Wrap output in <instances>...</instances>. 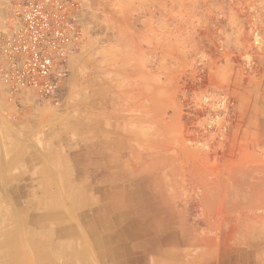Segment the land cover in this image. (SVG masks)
<instances>
[{
	"label": "rangeland",
	"instance_id": "1",
	"mask_svg": "<svg viewBox=\"0 0 264 264\" xmlns=\"http://www.w3.org/2000/svg\"><path fill=\"white\" fill-rule=\"evenodd\" d=\"M77 1L84 41L60 88L16 102L0 90L47 172L24 155L22 173H0L2 207L37 214L47 174L157 230L210 229L231 264H264L242 231L264 230V0Z\"/></svg>",
	"mask_w": 264,
	"mask_h": 264
},
{
	"label": "crops",
	"instance_id": "2",
	"mask_svg": "<svg viewBox=\"0 0 264 264\" xmlns=\"http://www.w3.org/2000/svg\"><path fill=\"white\" fill-rule=\"evenodd\" d=\"M12 110V105L0 93V173H22L24 166V160L22 158L24 155L30 156V167L32 170L38 172L41 167H39V164L37 162L35 163L33 159H37L38 156L33 154L32 151L24 153L21 139H18L16 134H13L11 129L9 130L7 127L8 114H11ZM19 165L20 167L17 168ZM42 168L45 169V166H42ZM19 170L21 172H19ZM77 185L82 186L84 189V192H81L83 196H80L79 192H74L75 195H79L75 196V200L81 201V205L73 211L70 208V204H68V206L66 205L67 212L65 211L67 217L66 224L74 228L73 234H75V236L77 234V236H74V239L71 241H66L67 243L64 242L65 244L63 243V245L64 248L66 246L65 249L68 251L67 254H71L73 251L72 249H74L76 253H81V262H79L76 257L72 258L71 255L69 257H59V259L53 253L52 257H56L54 258L56 260L54 264H231L229 254L230 246L228 245L225 247V245H223L220 250L219 244H216L217 240L214 231L210 229L203 231L192 229L189 227L188 223H186L187 219H183L182 223L172 222L173 220L171 219L169 222L164 223V225L169 227L168 229L166 226L162 225V231L157 230L155 227L151 226L155 223H151V219L147 218L148 216L137 215L139 218H136L135 214L114 213L115 205L109 202L103 205L102 201L104 199V194L95 191L97 187L92 188L88 186V184ZM72 188L79 187L73 185ZM87 188L95 190L93 193L87 192ZM96 193L99 194L98 197L95 196ZM109 200L110 198L106 201ZM27 215L32 219L35 218L37 214L32 212ZM19 216L20 215H16L12 217L19 220ZM261 217H264V214L261 215ZM72 219L77 221L74 222ZM162 222L163 221L160 220L161 224ZM31 225L28 224L27 226L33 229L34 227H31ZM73 225L76 226L74 227ZM11 228L12 226L3 225L0 228V237ZM75 228L78 231H75ZM242 231L245 232V238L246 236H252L255 240L259 238L264 245L263 229L257 230L254 233L249 232L248 234H246V229H242ZM21 234L23 237H29L28 234H26V230L21 232ZM0 240H2V238H0ZM97 241L102 242V246L98 245ZM91 248L93 249L91 250ZM100 249H102L103 252L100 251ZM255 250L256 252L261 251L259 248H255ZM243 253H246V251L244 250ZM243 256L245 257V255ZM18 261L20 264H23V262L24 264H45V261L42 260V262L37 258L31 245L27 244V242H23L19 246ZM261 262L262 260L260 258V262L255 260L254 263L249 264H261ZM4 263H6V261L0 259V264ZM238 264H248V262L244 260L239 261Z\"/></svg>",
	"mask_w": 264,
	"mask_h": 264
},
{
	"label": "built area",
	"instance_id": "3",
	"mask_svg": "<svg viewBox=\"0 0 264 264\" xmlns=\"http://www.w3.org/2000/svg\"><path fill=\"white\" fill-rule=\"evenodd\" d=\"M77 0H5L0 13V90L12 102L60 88L82 46Z\"/></svg>",
	"mask_w": 264,
	"mask_h": 264
},
{
	"label": "bare ground",
	"instance_id": "4",
	"mask_svg": "<svg viewBox=\"0 0 264 264\" xmlns=\"http://www.w3.org/2000/svg\"><path fill=\"white\" fill-rule=\"evenodd\" d=\"M18 167H20V165L17 166V168ZM6 170H7V168H6ZM19 172H21V171L19 170ZM38 172H40L41 174L47 173L44 168L40 169ZM52 183H53V180H49V177L47 176V174L42 176L40 189H41V194H43V195H41L40 199L37 201L36 204L31 205V209L37 211V215L35 216V218L31 219L30 217H28V215H27V214H29L28 211L27 212L21 211L18 213V215H20L18 218L19 220H16V218L15 217L13 218L11 216L10 212L7 211L6 208H3L1 203H0V228L3 225L12 226V228L9 231L3 233L2 236L0 237V238H2V240H0V259L6 261V263H4V264H20L18 261L19 246L23 242H25V243L27 242V244H30L31 248L34 251L37 258H39L41 261L42 260L45 261V264H47V263L48 264H54L56 262V260L54 259L56 257H54V258L52 257L53 253L57 256V258L63 257V256L69 257L71 255L72 258L76 257L78 259V261L81 262V260H80L81 259V253H76V251L74 249H72L73 250L72 253L67 254L68 251H66V249H65L66 246L64 248V245H63L64 242L71 241L72 239H74L75 234H73L74 228L72 226H68L66 224L67 223L66 222L67 217L65 214L66 204H65V201L62 197H65L67 199L68 203L70 204L71 210L75 211L81 205V201L75 200V196H79V195L83 196V193H81L83 191L82 190L80 191L78 188H72L73 185H70V184L68 187L67 184H52ZM3 189H5V188L3 187ZM74 191L79 192V195H75ZM61 192H62V194H61ZM7 207L9 208V205ZM64 209H65V211H64ZM12 210H13V207H12ZM68 215H71V214H68ZM75 219H77V218H75ZM76 221H74V222H76ZM28 224L29 225L32 224L31 227L33 226L34 228L33 229L28 228V226H27ZM24 230H26V234H28L29 237H25V236L23 237L22 236L21 232H23ZM104 230H106V229H104ZM104 230H103V232H104ZM75 231H78V230H76V228H75ZM76 236H77V234H76ZM26 240H28L29 242ZM78 242H79V239H78ZM97 243H98V245L102 246V242L97 241ZM77 244H79V243H77ZM67 249H69V248H67ZM92 249L93 248H91V250ZM51 251H53V252H51ZM100 251H102V249H100ZM30 253H31V251H30ZM29 256H30V254H29ZM23 264H24V262H23Z\"/></svg>",
	"mask_w": 264,
	"mask_h": 264
}]
</instances>
